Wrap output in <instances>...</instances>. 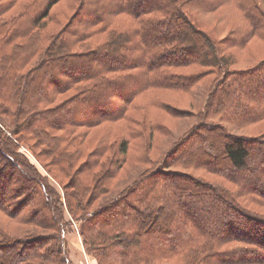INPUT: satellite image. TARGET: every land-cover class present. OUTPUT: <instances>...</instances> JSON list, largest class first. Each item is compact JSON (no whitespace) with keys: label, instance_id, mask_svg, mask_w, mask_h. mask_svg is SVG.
<instances>
[{"label":"trees","instance_id":"16d2710c","mask_svg":"<svg viewBox=\"0 0 264 264\" xmlns=\"http://www.w3.org/2000/svg\"><path fill=\"white\" fill-rule=\"evenodd\" d=\"M62 1L0 0V217L20 225L0 224V264H73L76 223L95 264H264V212L245 205L264 207V128H230L264 123V58L222 54L264 42V0H71L65 22ZM192 6L243 22L218 40ZM202 83L196 121L151 159L140 98ZM136 144L144 166L122 177Z\"/></svg>","mask_w":264,"mask_h":264},{"label":"rangeland","instance_id":"374dc122","mask_svg":"<svg viewBox=\"0 0 264 264\" xmlns=\"http://www.w3.org/2000/svg\"><path fill=\"white\" fill-rule=\"evenodd\" d=\"M70 1L71 0H63L58 5H56V7H54V11H57L56 13H54L56 14L55 19H61L65 22V19L72 11V5L71 8L69 7ZM194 6H192V10ZM63 9L66 10V12H64ZM67 9L69 11H67ZM193 13L196 16V19L202 24L203 28L213 33V36L218 40L226 37V35L230 36V31L237 24H242L241 22H243V20L238 16V12L236 11V9L231 7L222 8L212 12H207L201 9H194ZM226 47L228 48L224 49L222 54H225L228 57L229 61L234 65L233 67H250L264 58V42L257 39H255L253 42L251 41L250 43H247L245 47ZM204 86L205 84L202 83L191 93L186 94L152 90L149 92V95L147 97L142 96L140 98V109H138V111L134 114L137 119H139L140 116L144 114L148 115L149 117L148 143L149 157L151 159L159 157L169 146V144L182 133L183 130L191 126L196 121L195 114L199 111L202 105L203 99H200V94L205 90ZM157 99L161 102H164V104L171 105L175 109L177 108L179 110L187 111L188 113L185 116L175 118L172 113H168L164 108L154 105L153 102ZM153 121L165 124L171 131V135L153 131L151 129V122ZM230 128L237 134L256 135L264 128V123L250 125L249 127H244L241 129H238V127L234 125H230ZM93 132H96V130H94ZM145 150L146 148L143 149L139 144H136L132 147L131 156H129V160L123 166L121 174L122 177L126 176V174L128 173H133L130 176H134L135 174H137V167L144 166L143 163L139 162V159L144 155ZM23 151L26 152L27 155L30 156L32 162L36 163L40 170L46 174V169L38 161V159H36L33 153L25 147H23ZM134 171L136 172L134 173ZM198 173H200L201 175L204 174V172L201 171H199ZM246 203L247 204L245 205L250 207L251 210L259 211L261 213L264 212V207H259L249 202ZM2 215L3 214H1V216ZM0 224L10 232H15V228L20 226L19 224L10 222L3 216L0 217ZM78 229L79 223L74 224L73 229L69 231L66 236V243L69 251L68 255L71 259V262L73 264H95V260L93 259V257L86 252L82 236L80 235ZM162 263L177 264V261L175 260L174 262H168L164 260L162 261Z\"/></svg>","mask_w":264,"mask_h":264}]
</instances>
